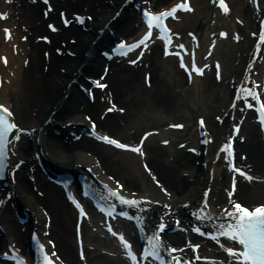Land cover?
Segmentation results:
<instances>
[{"label":"bare ground","instance_id":"bare-ground-1","mask_svg":"<svg viewBox=\"0 0 264 264\" xmlns=\"http://www.w3.org/2000/svg\"><path fill=\"white\" fill-rule=\"evenodd\" d=\"M65 0L64 2L52 1L61 9L67 8V10L72 12L74 8L86 7V11H91L95 15L93 24L89 25L90 29L81 33L79 28L70 27L68 29L62 30L60 33L54 35L57 38L67 39L68 36H76V41L74 45L70 48L72 52L76 53L75 57L64 58L57 55L51 54L48 62V69L44 73L42 70L41 62H43L40 50L47 47L41 43H35L32 45V50L26 52L29 55V61L27 67L21 65L23 61V56H14L10 50H8L7 43H0V53L4 52L8 56L7 67H1L0 72L4 79H8L7 82H3L0 89L1 99L5 103H10L13 107L14 114H16L17 122L19 124H24L25 126H35L36 129L34 133L40 136V143L36 144L33 140H24L21 145L25 146L26 152L21 149L19 156L28 157L33 151H37V148L47 154H45L46 161L50 166L55 168H66L71 169L75 166L77 171H80L77 166L81 164L88 165L93 163L92 158H88L85 152H91L95 155L100 162V168L105 169L107 173L113 174L116 178H121L125 186L130 188V190H138L141 195L154 197L156 200H165V195L158 192V190L151 185L150 179L143 173L139 166L138 157H135L131 153H124L121 151H116L113 148H108L101 144H97L91 140L86 141L85 139H80L79 142L67 141L54 139V137L45 138L51 134L53 125L50 123L45 125L43 121L49 117L50 112L55 113L51 115V122L55 125L60 121L62 123L73 121L76 124L75 127H81L80 123L83 122V113L87 114L91 112L94 117L98 116V101L93 104L85 101L84 96L80 91L75 89L73 84L68 86V81L71 79H81L82 76L90 75L94 76L96 70L104 63L103 59L99 55L97 46L101 47L104 43L109 42V38L106 33H103L92 45V40L95 36L99 35L94 32L99 29L104 24V20L110 17L113 11L116 10L117 5L121 3V0ZM112 2L110 4V2ZM173 0H159L155 2L157 5H166ZM232 6V15L240 17L244 21L245 27H240L235 25L241 31H245L250 26H252V9L245 0H229ZM51 2V4H52ZM193 4L196 8L195 15H192V19L187 25L180 24L181 29H185L188 26L194 27L199 31V36L201 37V42L205 39V29H202L204 17L199 18L200 14L203 16L207 15L209 12V7H207V0H193ZM116 6V7H115ZM23 12L21 13V20L33 33H41L43 31V26L41 25V15L39 14L41 6L39 4L29 5L24 3L22 5ZM111 11V15L108 16V10ZM97 8V11H96ZM84 13V12H83ZM88 13V12H85ZM89 14V13H88ZM126 18L125 20H116L112 22L111 28L115 31V35H127L131 36L134 31L137 30L136 22L138 21V15L135 11L130 10L128 7L123 8V12L119 15ZM233 16V17H234ZM187 17V16H186ZM53 17H51L52 19ZM1 26L5 23H0ZM240 36L238 37L239 40ZM250 40H243L238 42V44H233L230 42H221L215 48L213 55L220 58L224 74L223 79L231 77L232 75H240L241 68L244 65L245 57L241 52L249 46ZM10 44V43H9ZM226 49V52L224 51ZM237 52H240L237 54ZM149 60L148 68L150 70V78L152 85L154 87L153 91H148L146 88L140 89L137 77L141 73V68H130L127 66H121L120 64H114V71L108 76V80L112 85V95L113 98L118 101L124 107H127L126 114L120 116L119 119L123 120L127 126L135 128L134 134L128 137H134L136 133L145 128L147 124L153 126L162 125L167 119L182 118L187 122L186 128L182 132H171V135L175 138L189 137V132H194L193 125L190 123L191 116L188 112H191V102H182L179 99L182 93L178 94L174 92V86L183 85L185 82L184 76L179 72L176 67L169 65L172 63V59H167L163 64L159 62V58L155 56V51L153 50L151 55L147 57ZM236 62V63H235ZM60 68H63V73L60 72ZM12 72L13 76L9 75ZM172 73L173 78L167 75ZM94 74V75H92ZM142 82V81H141ZM205 86L206 91L210 89L211 85L218 87L209 96H206V107L204 110L197 109L196 112H206L207 124L212 126V131L215 133L217 130L224 129L226 123L222 126H217L211 120V115L214 112L219 111L225 105V97L227 88L225 85L210 84L209 80L202 82L201 86ZM141 90V91H140ZM184 91L190 92L188 89ZM68 93V96L64 98V95ZM204 92L198 90V94L203 95ZM187 95H184L189 97ZM182 102V103H181ZM200 104V101H198ZM201 103H205V99L201 98ZM201 105V104H200ZM184 106V112L179 109ZM81 107V108H80ZM199 108V107H198ZM193 109V108H192ZM141 113V115L138 114ZM29 116V118H28ZM31 116V117H30ZM117 116L113 114H108L104 120L99 121V127L102 129L114 130L113 132H118L121 129L117 127ZM184 121V122H185ZM161 123V124H160ZM54 125V126H55ZM72 125L59 129L63 134L67 133ZM128 127V128H129ZM122 132L124 128L121 126ZM124 130V131H123ZM241 132H245L247 136V141L243 144H238L239 150L247 152V160L252 163V170L254 172H260L264 175V170L262 164H260V159L263 156V151L261 150V142L258 140L255 128L250 124L244 126ZM216 134V133H215ZM122 135H124L122 133ZM259 142H258V141ZM71 142V143H70ZM174 142L168 145V147L156 146L154 141L149 138L146 143V150L149 153L148 163L149 166L153 168L156 175L160 177L163 185L171 191L172 196L170 197V202L176 205L182 201L190 202L194 204L198 197L200 196V186L206 185L208 174L206 170H203L200 165L193 164L194 158L191 154H184L181 150L173 149ZM29 151V152H28ZM173 155L171 161L167 160L166 157ZM204 160V159H202ZM47 164V163H46ZM48 165V164H47ZM214 176L211 180V197L215 196L217 201L224 203L225 198L221 192L215 193L214 188L218 184L217 178L222 174L223 179L220 181L224 183L227 176L220 167V163L214 164L213 166ZM36 172L35 185L37 190L43 191V196L39 197L32 191L31 184L27 179V168H20L16 173V184H11L9 186H4L1 189L0 196L4 197L7 191L13 195L9 199L4 207H0V222L2 224V231L0 230V241L6 242L10 240H15L18 245L24 242L27 238L29 229H39L45 221L42 215V211H46L51 217L50 234L49 237L56 241L57 248L65 260L70 262V264H76L78 262L77 257H73L72 249L74 252L76 250L74 238V228L71 222V216L74 215L73 210L67 204V202L61 199V190L50 184L45 178L41 177L40 171ZM182 172H187L186 175H180ZM180 173V174H179ZM124 174V175H123ZM239 197L251 204H258V202H264V182L253 184L247 188L244 185H239L237 187ZM0 197V198H1ZM13 202L17 209L22 208V204L28 208L27 211L31 213L33 220L36 219L37 222L34 224L32 219H27L23 224H20L10 207L9 203ZM177 213L182 214V209H177ZM21 228L24 230L21 231ZM176 239H181L184 234H176ZM85 245L97 244L96 236L86 235L84 230ZM107 244V241L104 240ZM103 244L100 240L99 246ZM101 248V247H100ZM99 248V249H100ZM96 251V250H95ZM90 251L87 249L86 257L93 264H123L116 258H108L103 256L98 252Z\"/></svg>","mask_w":264,"mask_h":264},{"label":"snow or ice","instance_id":"snow-or-ice-1","mask_svg":"<svg viewBox=\"0 0 264 264\" xmlns=\"http://www.w3.org/2000/svg\"><path fill=\"white\" fill-rule=\"evenodd\" d=\"M219 3L223 10L225 12L228 11L227 4L224 3V0H219ZM177 8L180 9H190V5L188 3H178L176 4L172 9L163 11L160 13H152L145 11V17L147 18V24L149 26L147 34L143 37L141 40V43L146 41L149 36L152 34V27L155 25L156 27L161 29V35L165 36V39L167 40L168 37L165 35L168 31L166 25L162 23L164 17L169 15H174ZM7 13H0V17L6 16ZM6 36H10V32L8 29H5ZM221 35H225V33H221ZM238 38V37H237ZM260 39L264 40V32L261 33ZM121 46L123 48H130L135 47L136 45H128L125 42L121 41ZM179 47H183V45H179ZM118 50V49H117ZM167 54V52H166ZM6 62V59H5ZM132 63H135V61H132ZM181 64L184 67H187L183 64V59H181ZM219 67V65H217ZM193 69L196 73L202 74L203 69L196 67L195 63L193 62ZM191 71L189 72V77L191 78ZM101 87H104V85H100ZM246 95L253 96L256 101L258 102V112H259V119L264 122V102L260 101V95L258 92L253 91L252 89L245 88L244 89ZM245 103L247 101L245 100ZM249 107H252V104L248 105ZM0 109H2V112H0V168H3V161L4 156L7 152V146L5 144V141L7 140V133H9L12 129H15L18 127V125L7 119L6 116H10L11 112L10 110L5 107L4 105L0 104ZM201 124H203V119H201ZM237 130L239 128V125L236 126ZM21 131H26L24 129H21ZM19 137H17L18 139ZM98 139L107 141L111 144H114L120 148H135L136 151H140L138 147L130 146L128 144L122 143L118 139H113L105 136H98ZM166 143V141H165ZM225 148L229 150V155H231V145L226 144ZM195 151V149H193ZM234 167V165H233ZM237 172H241L242 170L240 168L235 169ZM244 175H247V173H243ZM119 183V182H117ZM113 195L118 196L119 200L121 202L130 203V204H136V200H127L124 196L119 195L118 192L115 190H111ZM231 195V193H229ZM205 196H207V193H205ZM78 203V202H77ZM207 203V201H205ZM81 211L83 212V208H81ZM86 215V213H85ZM121 215H127V213H121ZM226 215L233 216L235 218V223H222L219 225V229L221 234L224 236L230 237L234 241H238V245L236 247H227L226 251L234 256L236 259L241 260L244 262V264H264V204L259 205L255 208H252L251 210L247 207L242 205L241 203L237 202L235 204V208L231 211L226 213ZM164 225H160V229H163ZM194 231L200 233L202 230L199 227H196ZM208 236H211L213 239H216V236L211 233H204ZM120 235V240L124 244V246L127 248V254L131 256L132 260H136V254L132 251V247L130 242L124 238L123 234ZM148 247H145L143 250V256L148 257L149 255L156 257L157 259H160V255L158 252V248L161 247V243L159 240V232L155 233L152 237H149L148 239ZM242 246V247H240ZM41 249H43V245H40ZM193 248H198V245H192ZM151 249V251H150ZM172 251H175V249H172ZM21 264H25V262H21ZM43 264H54L53 260L50 258L49 254L47 252L43 253ZM176 264H190L189 261H180L179 258H176Z\"/></svg>","mask_w":264,"mask_h":264},{"label":"rangeland","instance_id":"rangeland-1","mask_svg":"<svg viewBox=\"0 0 264 264\" xmlns=\"http://www.w3.org/2000/svg\"><path fill=\"white\" fill-rule=\"evenodd\" d=\"M28 118H29V116H28Z\"/></svg>","mask_w":264,"mask_h":264}]
</instances>
